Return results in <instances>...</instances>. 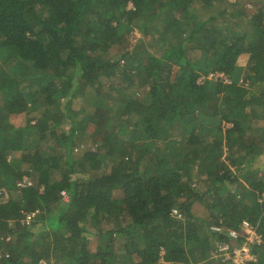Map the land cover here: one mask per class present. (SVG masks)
Here are the masks:
<instances>
[{"label":"trees","instance_id":"obj_1","mask_svg":"<svg viewBox=\"0 0 264 264\" xmlns=\"http://www.w3.org/2000/svg\"><path fill=\"white\" fill-rule=\"evenodd\" d=\"M258 155L264 0H0V264H212L243 219L264 264Z\"/></svg>","mask_w":264,"mask_h":264},{"label":"built area","instance_id":"obj_2","mask_svg":"<svg viewBox=\"0 0 264 264\" xmlns=\"http://www.w3.org/2000/svg\"><path fill=\"white\" fill-rule=\"evenodd\" d=\"M208 79L222 78L228 83L229 79L223 73H209ZM203 77L198 78V82L203 81ZM245 85L247 83H244ZM33 185V180L29 177H24L16 182V187L23 188ZM42 188V187H41ZM6 190L0 186V195H5ZM60 195L63 200L67 201L69 195L66 190H61ZM264 199V194L262 195ZM173 213H177L173 210ZM35 212H28L23 218V222L30 223ZM209 229L217 233H223L226 241L216 244L212 258V264H259L257 262V252L254 248L263 245V237L257 230V226L252 225L249 220L243 219L239 229H231L221 226V224H211ZM39 264H47L45 260H40ZM203 264V263H202Z\"/></svg>","mask_w":264,"mask_h":264},{"label":"rangeland","instance_id":"obj_3","mask_svg":"<svg viewBox=\"0 0 264 264\" xmlns=\"http://www.w3.org/2000/svg\"><path fill=\"white\" fill-rule=\"evenodd\" d=\"M247 8V10L248 11H253L254 9H255V5L251 2V1H247V4L245 5ZM209 13L207 12V10H204V12H202V15H203V17H207V15H208ZM142 34L138 31V30H135V31H133V32H131L130 34H129V46H133L137 41H138V38L141 36ZM153 37V35H150V36H146L145 37V42H146V44H147V47H148V49L149 50H155L156 48V45H154L153 46V44H156L155 42L154 43H152V42H150V39ZM106 81L107 80H105V82H104V84H106ZM228 83H230V82H228ZM140 90V89H139ZM142 95H143V91L142 90H140L139 91V96L140 97H142ZM86 96H87V94H86ZM81 97H79V98H77V99H74V100H72V103H71V107L74 109V112L76 113V112H79V111H75V110H79L80 108H86V112H90V110H91V107L88 105V101H84V104H82L81 102H80V99ZM85 99H87L88 100V97H86ZM65 100L66 99H63L62 101H63V103L65 104ZM63 104V105H64ZM11 120V119H10ZM21 121V118H13L12 117V120H11V122L12 123H17V122H20ZM118 136H119V138H121V140L122 139H128L129 137H130V133L129 132H124V129L123 130H119L118 131ZM80 139H81V141H80V145H82V146H84L85 148L87 147V146H89V144H90V138H86L84 135H81V137H80ZM83 142H84V144H83ZM85 142L87 143V146L85 145ZM74 153L75 154H78V150H74ZM257 168H260V169H264V156H261V155H258V156H256V158H255V161L253 162V168L252 169H257ZM76 176L77 177H83V176H85V173H80L79 171H77L76 172ZM194 183H195V186H193L195 189H198V186H199V182L197 181V179L195 178V180L193 181ZM199 188H201L202 189V191H201V194H203V196H205L206 198H208V196L210 195V194H208V192H206V190H205V186H204V188H203V184H200V186H199ZM6 196V195H5ZM91 230H93L94 231V229L91 227ZM94 233H95V231H94Z\"/></svg>","mask_w":264,"mask_h":264},{"label":"crops","instance_id":"obj_4","mask_svg":"<svg viewBox=\"0 0 264 264\" xmlns=\"http://www.w3.org/2000/svg\"><path fill=\"white\" fill-rule=\"evenodd\" d=\"M191 210H192V212L195 214V215H197V216H199V217H201V218H205V219H207V217H208V212H207V210L202 206V204H200L199 202H195V203H193L192 204V207H191ZM163 264H169V263H167V262H164Z\"/></svg>","mask_w":264,"mask_h":264}]
</instances>
